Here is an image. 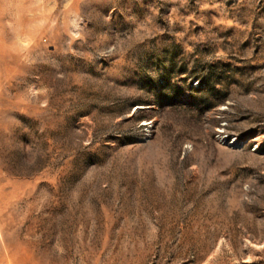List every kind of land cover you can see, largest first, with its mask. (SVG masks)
Wrapping results in <instances>:
<instances>
[{
    "label": "rangeland",
    "instance_id": "rangeland-1",
    "mask_svg": "<svg viewBox=\"0 0 264 264\" xmlns=\"http://www.w3.org/2000/svg\"><path fill=\"white\" fill-rule=\"evenodd\" d=\"M0 264H264V0H0Z\"/></svg>",
    "mask_w": 264,
    "mask_h": 264
}]
</instances>
